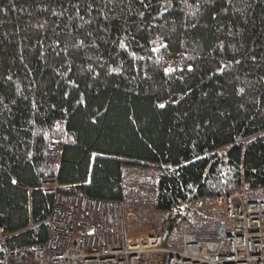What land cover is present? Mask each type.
I'll return each mask as SVG.
<instances>
[{"label":"trees","instance_id":"16d2710c","mask_svg":"<svg viewBox=\"0 0 264 264\" xmlns=\"http://www.w3.org/2000/svg\"><path fill=\"white\" fill-rule=\"evenodd\" d=\"M262 129L264 0H0L9 231L51 211L48 175L115 199L126 163L158 169L149 206L172 233L197 197L241 189L242 177L264 189V134L240 142ZM68 133L61 161L48 159L49 143ZM47 233L24 231L5 251L31 256L24 247Z\"/></svg>","mask_w":264,"mask_h":264},{"label":"built area","instance_id":"2783aa9c","mask_svg":"<svg viewBox=\"0 0 264 264\" xmlns=\"http://www.w3.org/2000/svg\"><path fill=\"white\" fill-rule=\"evenodd\" d=\"M176 62L173 69L179 67L173 66ZM263 134L264 129L240 142L246 146ZM70 142V133L62 142H50L48 159L60 162L63 145ZM158 178L157 168L124 163L123 194L108 199L91 196L79 186L63 187L55 175H48L41 188L54 195L51 211L21 231L0 225V264H264L263 188L251 187L242 177L241 189L192 200L187 218L176 227L183 229L182 246L174 249L163 245L158 224L145 228L129 220L135 206L154 202ZM41 225L48 229L45 240L24 247L31 256L10 259L20 256L6 252L5 243Z\"/></svg>","mask_w":264,"mask_h":264},{"label":"rangeland","instance_id":"374dc122","mask_svg":"<svg viewBox=\"0 0 264 264\" xmlns=\"http://www.w3.org/2000/svg\"><path fill=\"white\" fill-rule=\"evenodd\" d=\"M173 63V62H172ZM179 65L178 62L174 63L173 66ZM251 198H259L258 196H254L252 194H249ZM248 197V195H247ZM139 216L137 220L138 227L146 226H156V224L159 225V221L162 218L161 213L159 214L154 209H152V206L146 205V207H139L138 214ZM153 219V220H152ZM145 220V221H143ZM182 228H176L175 230L170 233L166 240V246L174 249H180L182 246Z\"/></svg>","mask_w":264,"mask_h":264},{"label":"crops","instance_id":"0c3cea01","mask_svg":"<svg viewBox=\"0 0 264 264\" xmlns=\"http://www.w3.org/2000/svg\"><path fill=\"white\" fill-rule=\"evenodd\" d=\"M146 205L148 204H139L138 206H135L132 211H130V216H129V220L132 224H136V225H139L137 224V220L139 218V216H137L138 214V209L139 207H146ZM160 214V213H159ZM153 220V219H152ZM145 221V220H143Z\"/></svg>","mask_w":264,"mask_h":264},{"label":"water","instance_id":"95a60500","mask_svg":"<svg viewBox=\"0 0 264 264\" xmlns=\"http://www.w3.org/2000/svg\"><path fill=\"white\" fill-rule=\"evenodd\" d=\"M172 228H173V225H172V224H169V225L163 230V241H162L163 245L166 244V240H167V238H168V236H169L170 231H171Z\"/></svg>","mask_w":264,"mask_h":264},{"label":"bare ground","instance_id":"6f19581e","mask_svg":"<svg viewBox=\"0 0 264 264\" xmlns=\"http://www.w3.org/2000/svg\"><path fill=\"white\" fill-rule=\"evenodd\" d=\"M48 145V144H47ZM3 226V225H2ZM4 227V226H3ZM5 228V227H4ZM47 228V227H46ZM5 230H7L6 228H5ZM16 231H21V230H16ZM14 232V231H13ZM24 232V231H23ZM22 233V232H21ZM20 234V233H19ZM8 248V247H7ZM17 258H18V256H16V255H14V256H11L10 257V259H13V261H20V260H17ZM14 259H16V260H14Z\"/></svg>","mask_w":264,"mask_h":264},{"label":"snow or ice","instance_id":"6c2138e0","mask_svg":"<svg viewBox=\"0 0 264 264\" xmlns=\"http://www.w3.org/2000/svg\"><path fill=\"white\" fill-rule=\"evenodd\" d=\"M141 2H143V0H141ZM161 107H164V105H161ZM15 183V181H13Z\"/></svg>","mask_w":264,"mask_h":264}]
</instances>
